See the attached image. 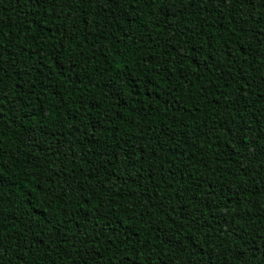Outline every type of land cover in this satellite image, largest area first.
<instances>
[{
	"label": "trees",
	"instance_id": "16d2710c",
	"mask_svg": "<svg viewBox=\"0 0 264 264\" xmlns=\"http://www.w3.org/2000/svg\"><path fill=\"white\" fill-rule=\"evenodd\" d=\"M0 264H264V0H0Z\"/></svg>",
	"mask_w": 264,
	"mask_h": 264
}]
</instances>
